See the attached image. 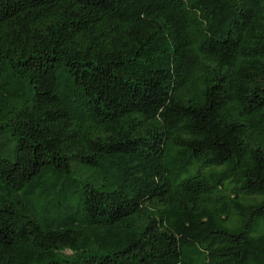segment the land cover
<instances>
[{
	"label": "trees",
	"instance_id": "trees-1",
	"mask_svg": "<svg viewBox=\"0 0 264 264\" xmlns=\"http://www.w3.org/2000/svg\"><path fill=\"white\" fill-rule=\"evenodd\" d=\"M0 264H264V0H0Z\"/></svg>",
	"mask_w": 264,
	"mask_h": 264
}]
</instances>
